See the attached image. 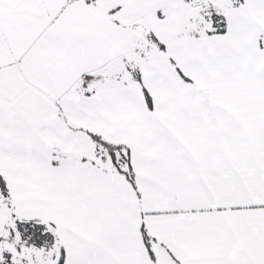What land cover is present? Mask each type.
Listing matches in <instances>:
<instances>
[{
  "label": "snow or ice",
  "instance_id": "obj_1",
  "mask_svg": "<svg viewBox=\"0 0 264 264\" xmlns=\"http://www.w3.org/2000/svg\"><path fill=\"white\" fill-rule=\"evenodd\" d=\"M0 264H264V0H0Z\"/></svg>",
  "mask_w": 264,
  "mask_h": 264
}]
</instances>
